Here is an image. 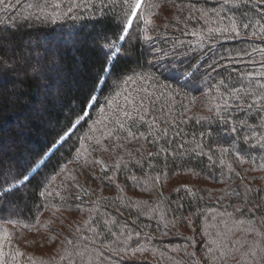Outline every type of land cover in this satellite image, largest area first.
I'll list each match as a JSON object with an SVG mask.
<instances>
[{
    "label": "trees",
    "instance_id": "1",
    "mask_svg": "<svg viewBox=\"0 0 264 264\" xmlns=\"http://www.w3.org/2000/svg\"><path fill=\"white\" fill-rule=\"evenodd\" d=\"M140 11L92 92L120 0L0 3V264H264V0Z\"/></svg>",
    "mask_w": 264,
    "mask_h": 264
},
{
    "label": "snow or ice",
    "instance_id": "2",
    "mask_svg": "<svg viewBox=\"0 0 264 264\" xmlns=\"http://www.w3.org/2000/svg\"><path fill=\"white\" fill-rule=\"evenodd\" d=\"M0 3H4V0H0ZM225 3H232L235 5L239 3V0H225ZM142 4L143 0H120L121 14L123 18L116 22L114 31L104 37L105 43L100 46L101 52L103 53V62L96 75V80L93 85L92 92L95 91L97 86L103 83H107V81L112 77L115 76L119 78L122 75V73L116 68V61L118 59H124L132 55L133 47L130 45L131 33L136 30L140 21H143L146 24L150 23V20L145 19V17L141 14L140 10L142 8ZM68 11H72L71 7L68 9ZM249 26V24H243V28L245 29H247ZM231 31L235 35H239L237 26L234 23L232 24ZM261 33L262 35L259 38L264 39V24L261 25ZM253 35L255 36L256 33H253ZM126 44H128L129 47L126 48ZM164 70L169 69L165 67ZM105 73H107V76H105ZM258 75L264 77V71L260 72ZM186 84L195 86L191 78L186 80ZM261 87H264V85H261ZM238 92L239 90H237L236 98L241 99V97L238 95ZM124 99L126 102L133 104L137 117L140 121H144L145 115L142 113H147L148 110L144 108L143 102L141 101L140 105L136 107L135 102L129 101L128 96H124ZM262 100H264V97H262ZM96 103H98V97L93 96L92 93L89 92L88 96L85 98L83 104L81 105L80 111L75 113V120L70 119L68 126L59 135V141H64L66 138H70L80 122L85 120V118L89 115L88 111H86L85 109L94 107ZM226 104L227 102H225V107ZM249 107H251V105H249ZM121 111H123L124 117L133 119L131 112L123 109H121ZM116 122L120 124L121 128H124L123 123H121L119 120H117ZM153 123H155V120L153 121ZM232 131H235V128H233ZM128 135L134 136L131 129H128ZM149 135H151V133H149ZM97 143L100 142L97 141ZM55 144L56 141H54L53 145L50 147H55ZM32 163H35V161H33ZM97 163L102 162L98 161ZM31 168L32 164H29L28 167L24 169V172L22 174L13 173L11 181H9L7 177H5L3 184H0V190L4 189V184L8 185V188L6 189L7 191L15 190L17 185L23 186V183H26L31 179V177L27 175V172L30 171ZM2 175H4V173L2 170H0V176ZM257 207H259V205ZM130 238L131 237H129V239ZM137 251H143V249H137ZM211 251L212 249L209 248V252ZM262 251H264V249H262ZM252 256H256L255 251L252 252Z\"/></svg>",
    "mask_w": 264,
    "mask_h": 264
}]
</instances>
